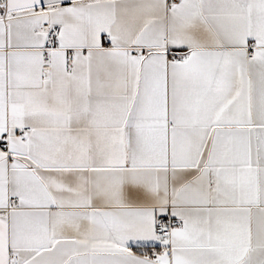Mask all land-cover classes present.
Returning <instances> with one entry per match:
<instances>
[{
  "label": "snow or ice",
  "instance_id": "obj_1",
  "mask_svg": "<svg viewBox=\"0 0 264 264\" xmlns=\"http://www.w3.org/2000/svg\"><path fill=\"white\" fill-rule=\"evenodd\" d=\"M0 264H264V0H0Z\"/></svg>",
  "mask_w": 264,
  "mask_h": 264
}]
</instances>
